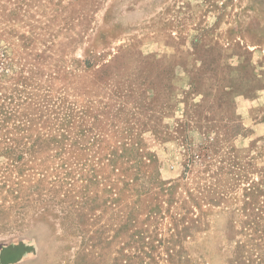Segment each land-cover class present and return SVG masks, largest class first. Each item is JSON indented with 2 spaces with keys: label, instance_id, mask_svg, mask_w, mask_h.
I'll return each instance as SVG.
<instances>
[{
  "label": "rangeland",
  "instance_id": "1",
  "mask_svg": "<svg viewBox=\"0 0 264 264\" xmlns=\"http://www.w3.org/2000/svg\"><path fill=\"white\" fill-rule=\"evenodd\" d=\"M0 264H264V0H0Z\"/></svg>",
  "mask_w": 264,
  "mask_h": 264
}]
</instances>
